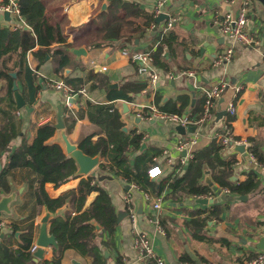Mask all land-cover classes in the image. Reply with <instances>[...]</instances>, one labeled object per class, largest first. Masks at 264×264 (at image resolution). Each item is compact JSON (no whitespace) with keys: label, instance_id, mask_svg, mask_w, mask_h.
<instances>
[{"label":"crops","instance_id":"crops-1","mask_svg":"<svg viewBox=\"0 0 264 264\" xmlns=\"http://www.w3.org/2000/svg\"><path fill=\"white\" fill-rule=\"evenodd\" d=\"M42 1L45 3V14L54 20H58L59 15L63 16L66 44L85 51V55L77 57L71 53L72 48L68 49L72 55L71 64L63 72V76H68L70 80H80L82 87L73 92L71 87L65 85L63 76L54 73L51 57L37 55L39 47L27 52L20 74L11 72L16 74L15 79L8 75L12 79L11 87L9 78H0V202L5 203L4 210L0 211V243L4 242L12 248L14 255L20 260L22 254L32 255L33 259L29 264L52 260L53 249L57 248L56 240L55 246L42 249L41 259L34 257L39 248L37 240L45 212L52 215L46 224L47 235L51 236L49 228L52 220H65L84 213L95 202L98 192L86 195L81 209H78L79 184L91 175L75 174L74 178L57 187L52 183H45L44 191L50 199L74 193L66 197L61 207L50 211L37 201L38 175L29 168L19 166L12 158H22L27 154L38 129L44 125L54 127L53 135L45 144L59 146L69 158L65 140L76 148L81 139L88 136H91V145L99 138L106 139L105 130L114 112L118 115L121 128L111 127L113 136L117 130L129 138L138 134L142 136L138 149L128 147L126 156L130 166L137 156L150 154L152 160L147 163L146 172L154 164L161 168L162 172L157 178L149 179L150 184L156 187L164 184L167 178L180 177L189 167L190 162L184 169L176 172L175 169L179 167L177 164L168 167L164 163L161 154L164 150H168L175 162L178 160L180 153L175 146L177 137H195L197 144L192 149L194 154L207 148L212 140L216 141L215 137L221 134L223 124L231 121L233 136L246 142V147L244 154H239L233 148H220L221 158L235 161L230 180L243 182L253 172L259 181V187L251 196H237L226 189L219 190L211 179L210 170L204 167L199 184L208 187L204 183L207 175L217 192L208 187L210 191L204 195L180 197L178 193L172 196V190L167 187L160 195L154 192L152 185H146V191L129 190L133 182L128 183L113 174L108 168L109 160L96 155V187L108 194L117 216V225L112 233L97 226V242L106 264H140L133 247L131 220L123 202V195L128 190L135 207L136 230L149 236L155 252L166 264H242L257 254L264 253L261 248L264 245V168L258 169L246 158L250 140L260 144L264 156L262 4L257 0L251 1L252 15L247 29L259 39V46L252 49L223 38L214 24L215 14L235 15L242 0H167L162 11L167 18L175 20L172 29L160 39L167 19L155 23V27L151 28L153 19L149 28L141 34L140 40H135L137 44L118 40L112 31V27L119 22V0ZM122 1L132 3L141 11L153 15V6L157 0ZM14 26V19L0 18V27L14 31ZM70 27L75 29L74 33L67 31ZM22 28L29 30L27 25ZM169 36L162 54L166 69L157 67L154 62L159 82L152 92L146 88V74H138L137 66L123 57L121 51L123 48H132L149 51L153 56L157 46ZM101 41L105 42L103 46L90 47ZM226 45L233 46L234 58L225 67L213 66L214 56ZM91 62L106 70L93 69ZM25 68L36 76L33 81V87L36 88L33 98L25 84ZM182 70L195 71L196 76L194 79L180 76L179 72ZM167 72H173L172 79H168ZM221 79L228 82V87L216 101L209 121L201 125L186 126L184 134H180L177 131L180 125L174 122L146 120L150 108L154 107L162 112V109H170L179 98H185L178 102L185 104L182 114L197 119L205 100L203 88ZM13 81L24 101V107L20 110L16 109L14 101ZM49 82H62L73 92L71 97L66 98L63 91L51 88ZM126 85L142 89L131 95L132 100L129 102L122 99L109 100L114 92L128 89ZM235 88H240V92L234 98ZM231 101H234L236 107L233 117L225 113ZM100 106H107L109 109L105 113V110H99ZM59 109L61 128H57ZM154 159L156 163L153 162ZM100 176L110 177V180L98 181ZM143 192L148 194V200H145ZM239 197L245 199L237 200ZM199 200H206L207 203L201 204ZM157 201L159 209L155 210L152 204ZM214 208L217 213L213 212ZM154 218L164 228V235L156 232L154 225L150 223ZM99 234L102 236L99 237ZM195 234L202 239H197ZM100 240L107 244H99ZM32 247H36L34 253L31 252ZM91 263V257L83 256L74 249L64 250L61 258V264Z\"/></svg>","mask_w":264,"mask_h":264},{"label":"trees","instance_id":"trees-1","mask_svg":"<svg viewBox=\"0 0 264 264\" xmlns=\"http://www.w3.org/2000/svg\"><path fill=\"white\" fill-rule=\"evenodd\" d=\"M18 5L29 30L20 28L12 31L0 27V78H9L8 75L11 72L20 74L27 52L35 47H39L37 55L51 57L54 73L63 76L64 70L71 64L72 57L68 52L72 45L66 44V37L64 36L63 27L66 24H64L63 16L59 15L58 20H54L51 16L45 14V3L42 0H19ZM117 10L119 22L112 27V31L116 34L118 40H126L128 43L133 44L136 39L140 40L141 34L153 22L152 14L141 11L138 6L132 3L119 0ZM67 31L74 33L75 29L70 27L67 28ZM169 38L170 36L161 42L153 53L155 65L162 69H166L162 54L165 50L163 47ZM104 44L105 42L101 41L92 44L90 47L97 48ZM24 73L25 84L29 89L30 97L33 98V94L36 93V88L33 87L36 76L28 68H25ZM63 78L65 85L71 87L73 92H77L82 87L80 80H70L68 76H63ZM9 80L11 87L12 79L9 78ZM126 86L128 89H122L118 93L114 92L109 96V100L122 99L129 102L132 100L131 95L142 89L141 87ZM184 99H177L170 109L165 108L161 111L172 115H181L185 111V104H178V102ZM98 108L99 110H105V113L109 109L107 106ZM112 113L111 120L105 130L106 139L99 138L91 145V136H88L81 139L76 148L90 157L96 155L105 157L110 162L108 168L113 174L123 178L128 183L133 182L132 184H135L141 190L146 191L145 186L152 185L154 192L158 195L165 187L172 190V196L175 193H178L180 197L204 195L210 191L208 187L199 184L204 167L210 170L211 179L219 187V190L226 189L237 196H251L258 189L259 181L253 172H250L243 182H232L230 180L235 161L221 158V147L215 140H212L207 148L198 150L193 154L189 167L180 177L167 178L164 184L157 187L150 184L146 170L147 163L152 160L151 155L142 154L137 156L132 166L128 163L126 156L129 146L133 150L138 149L142 136L138 134L129 138L119 130L113 136L110 128L120 129L121 123L118 121V115ZM53 133L54 127L50 125L40 127L36 138L28 147L27 154L22 158H12L18 162L19 166L29 168L38 175L37 201L40 205H45L50 211L61 207L66 197L74 195V193L66 194L58 199H50L45 194L44 184L52 183L57 187L74 178L77 172L74 160L67 158L59 146L45 144ZM250 141L248 152L257 161L263 163L264 156L260 150V144L253 142V140ZM91 192H98V197L87 211L72 218L68 217L65 220L54 219L51 221L49 234L56 240L57 248L53 249V258L50 262L44 260L38 264H61V258L66 249H74L83 256L91 257V264H106L97 242L98 237L96 234L99 231L97 226L101 230L112 233L117 225V216L111 206L108 194L96 187L92 176L81 180L79 184L77 191L79 194L78 209H81L86 195ZM213 212L217 213L216 208L213 209ZM195 237L199 240L202 239L197 234H195ZM99 244L106 245L107 243L100 240ZM32 259V255L22 254L20 260L14 255L12 248H9L4 242L0 243V264H29Z\"/></svg>","mask_w":264,"mask_h":264},{"label":"built area","instance_id":"built-area-1","mask_svg":"<svg viewBox=\"0 0 264 264\" xmlns=\"http://www.w3.org/2000/svg\"><path fill=\"white\" fill-rule=\"evenodd\" d=\"M251 1L252 0H242L238 8V12L235 15L226 13L223 15L215 14L214 24L216 25L219 35L223 38L237 43L242 47H248L255 49L259 46V39L253 35L247 29V23L249 22L252 12H251ZM19 0H0V16L1 18L5 13H8L9 18L15 20V29H20L26 26L24 19L20 13ZM167 0H157L153 6V19L154 22L151 24V28H154L157 22L155 21L160 15L163 14L162 9L164 8ZM3 19V18H2ZM4 20V19H3ZM174 19L167 18L164 23L160 39L164 34L172 29ZM156 23V24H155ZM121 55L125 57L130 63L137 66L138 74H146L147 84L146 88L154 92L158 86L159 76L154 67V59L149 51H138L132 48H123ZM235 52L232 45H226L224 49L216 54L213 58V66H223L228 65L234 58ZM91 67L93 69H98L100 71H105V67H98L95 62H91ZM168 79L173 78V72H167ZM180 76L187 77L189 79H194L196 76L195 71L192 70H182L179 72ZM49 86L56 90H61L64 92L66 98H70L73 93L70 89L64 86L62 82H49ZM228 87V82L225 79L217 80L210 84L207 88H203V93L205 95V100L202 108V112L197 119H192L188 115H171L164 112H160L154 107L150 108L148 115H146V120L149 121H170L177 125L185 128L186 126L201 125L212 118V111L215 107L216 101L220 98L222 92ZM81 92H84L81 91ZM240 92V88H235V96ZM67 106H70L67 103ZM225 113L227 116L233 117L236 113V107L234 101L228 103ZM139 116V115H138ZM216 141L219 143L222 150L232 149L234 146L244 145V141L237 140L231 129V121L224 123L222 126V131L220 135L215 137ZM197 144V139L195 137H177L176 139V149L180 153L178 160L175 162L168 152V150L162 151L164 157V163L168 167H173L177 164L176 172L184 169L185 166L193 158V147ZM248 159L253 163L258 169L264 168V163L256 160V158L248 153ZM156 163V159L153 160ZM162 170L159 165L154 164L148 171L147 176L149 179L153 180L161 174ZM140 190L135 184H130L129 190ZM129 190L123 195V202L127 210L128 216L131 220V228L134 233L133 247L137 253L138 260L140 264H166L165 261L155 252L153 245L149 236L146 233L139 232L136 230V213L135 207L131 201V195ZM145 200L149 199L148 194L143 192ZM153 209H159L158 201L152 204ZM150 223L154 225L156 232L161 235L165 234L164 228L159 224V222L154 218L150 220ZM36 247H32L31 252H35ZM242 264H264V253L257 254L254 258L244 261Z\"/></svg>","mask_w":264,"mask_h":264},{"label":"water","instance_id":"water-1","mask_svg":"<svg viewBox=\"0 0 264 264\" xmlns=\"http://www.w3.org/2000/svg\"><path fill=\"white\" fill-rule=\"evenodd\" d=\"M257 1H259L262 4V6L264 7V0H257ZM0 18H1V16H0ZM2 18L4 20H9L8 13H5ZM163 19H167V16L162 14L155 21L157 23H159ZM135 44H137V41L135 42ZM70 51L72 54L76 55L77 57H80L81 55H85V51L82 48H78V49L72 48ZM9 76L12 77L13 79L16 78L15 73H10ZM12 91H13L14 101L16 104V109L20 110L22 107H24V101H23L22 96L18 92L17 85H16L15 81H13V84H12ZM223 114L224 113H222V115ZM57 122H58L57 128H61L62 125H61V118H60V109L58 110V114H57ZM177 131L180 134H184L185 128L179 126V127H177ZM65 144H66V151L68 153L69 158L74 160V162L76 164V167H77L76 175H91L92 177H94L95 176L94 169L98 165L97 158L90 157V156L83 154L80 150H78L74 146H71L66 140H65ZM233 149H234V151L238 152L239 154L245 153L244 145L234 146ZM246 158L248 159V156H246ZM106 179L110 180V177H107V176L98 177V181H103ZM204 183L208 187H210L214 192H217V188L215 186H213L212 181L209 179V177L207 175L205 176ZM127 190H128V187H127ZM242 199H245V197H239L237 200H242ZM198 202L201 204L207 203L206 200H199ZM4 208H5V203L0 202V211H3ZM51 216L52 215L49 212H45L43 218L41 219L40 233H39V237L37 240V246L39 248L34 254V257L37 259H41L42 252H43L42 249L47 248L49 246H55L54 237L48 236L47 232H46V224H47L49 218H51ZM101 236H102V234H99V237H101ZM263 243L264 242H262V244ZM261 248L264 249V245L261 246Z\"/></svg>","mask_w":264,"mask_h":264}]
</instances>
